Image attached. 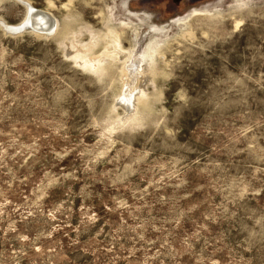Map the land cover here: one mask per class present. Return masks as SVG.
I'll return each mask as SVG.
<instances>
[{"label": "rangeland", "instance_id": "374dc122", "mask_svg": "<svg viewBox=\"0 0 264 264\" xmlns=\"http://www.w3.org/2000/svg\"><path fill=\"white\" fill-rule=\"evenodd\" d=\"M28 4L53 26H0V264H264V0L0 25Z\"/></svg>", "mask_w": 264, "mask_h": 264}, {"label": "water", "instance_id": "95a60500", "mask_svg": "<svg viewBox=\"0 0 264 264\" xmlns=\"http://www.w3.org/2000/svg\"><path fill=\"white\" fill-rule=\"evenodd\" d=\"M26 6V17L24 21L17 26L14 29L10 28H5L3 27V31L6 34H9L11 36H17L20 34H23L24 32L30 31L32 33L38 34V35H43V36H49L51 35L50 30H45V27L42 26V24L39 23L38 15L45 14L43 11L35 10L33 9L29 4L25 5ZM46 21H48V27L51 24V19L49 14L47 16L45 15Z\"/></svg>", "mask_w": 264, "mask_h": 264}, {"label": "bare ground", "instance_id": "6f19581e", "mask_svg": "<svg viewBox=\"0 0 264 264\" xmlns=\"http://www.w3.org/2000/svg\"><path fill=\"white\" fill-rule=\"evenodd\" d=\"M44 13H45V12H44ZM45 15L47 16V13L43 14V16H42V15H38V18H37V19L39 20V23L42 24L43 27H45V30H49V28L52 27L53 24H52V22H51V24H50L49 27H48V24H49V23H48V21H46ZM0 26H1L2 28L5 27V28H10V29H14V28L17 27V26H15V27H12V26L7 27V26L4 25V24H1ZM18 26H19V25H18ZM125 98L127 99L126 95H125Z\"/></svg>", "mask_w": 264, "mask_h": 264}]
</instances>
